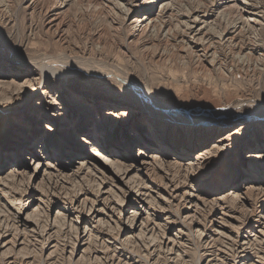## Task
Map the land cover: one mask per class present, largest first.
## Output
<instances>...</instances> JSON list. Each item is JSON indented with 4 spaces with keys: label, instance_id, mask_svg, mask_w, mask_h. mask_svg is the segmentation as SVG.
I'll use <instances>...</instances> for the list:
<instances>
[{
    "label": "bare ground",
    "instance_id": "1",
    "mask_svg": "<svg viewBox=\"0 0 264 264\" xmlns=\"http://www.w3.org/2000/svg\"><path fill=\"white\" fill-rule=\"evenodd\" d=\"M43 1L26 0L23 4L27 3L25 6H31L37 2H41L40 9L44 10V14L47 17L46 24L48 28H53V30L57 31L61 28L63 30L67 23L72 24L73 19L71 20L70 16H68L69 10L75 1L78 4H82L83 0H45L46 3H43ZM88 1H92L93 3L90 2V4L97 6L100 0ZM101 1L103 2V0ZM109 1L120 16L124 18L119 24H125L133 32L131 39V36L126 37L127 42L133 41V38L136 36L140 38L145 36L141 40L143 43L139 44L143 48L142 55L144 58H147V63L150 62L158 65L156 68L158 67L162 71L159 73L161 74L160 79L163 81L171 77L172 80L177 82L179 78L184 77L185 79L190 75L193 78H189L190 80H205L208 84H215L218 81L216 77L220 78V83L223 79L234 77L235 72H239L237 69L239 70L240 66L247 71L250 66L252 68H258L259 64L262 65L264 52L259 54L255 48L247 47L244 49L243 54L236 52L235 57L232 56L234 53L228 54L229 52L225 53L223 51L225 55L220 57L218 52L220 50L211 44L204 45V39V42L202 41V44H200L201 41H197L195 37L201 40L199 37L205 34V21L201 20L198 12L196 13L195 11L189 12L183 20V32L185 33L187 31L185 33L186 37L184 38V43L187 45L184 59L180 57L182 53L178 54V52H171L165 57L163 52L158 51L160 44L157 42L167 39L170 34L168 29L159 26L156 21L161 11L171 4V0ZM189 2H192V0H189ZM249 4L250 2L248 0H221L219 6L221 10L227 8L238 9L242 13V25L250 28L253 33V38H256L259 35V31L258 29H252L254 27L250 25L256 23L258 18L256 13L253 12V8L248 6ZM6 9H11L14 18V20H8V23L11 25L10 30H6L2 24L3 22L6 24V21L3 20L4 16L2 13ZM20 10L21 5H18L13 10L10 0H0V115L4 111L7 113V119H2L0 116V140L3 136H6V133L11 128H15V132H23L24 135L20 140L15 136L12 138V141L17 142L16 151H13V158L10 157L9 151L14 150L15 144L12 145L11 140L8 139L0 142V257L10 255L20 245L24 244L25 246V238L22 234L17 233L18 226H15V222H20L25 230L28 228L32 229V232H34L33 235L37 236L36 238L41 237L43 233L46 234L51 229H55L59 222L63 225V222L69 217L67 213L64 214L57 211L52 222L49 221L48 215L46 214L55 202H57L56 199L60 200L61 198L59 196L60 194L57 195L56 187L61 185V188H64V186L70 185L71 183L87 179L96 183V179L93 177L99 179L95 184V190L100 193L105 192V194L107 193L112 198L107 196L103 198V206H100L101 208L98 209L95 208L98 199H94L92 202L90 201L89 203L91 204L87 208L89 209L87 211L91 212L94 208L92 211L94 214H91L92 218H96V221L102 225L112 224V221H117L116 219L123 214L122 206L130 203L128 198L135 195V198L133 197L134 199L132 200L139 202L141 209L143 208L145 211L143 214L142 210L138 212L134 207H132L131 211H127L130 212L127 216V230L122 235L133 232V230H138L140 237H145L149 232V234L152 233L153 225L150 226L149 223L154 218L147 211L152 209L155 214L156 210L151 207L153 203H151L147 196L143 195L144 191L141 192L144 188L143 184L145 183L143 182L145 179L140 178V180L139 177H142L145 172L149 174V172H160L163 170L164 172H178L179 174L181 172L187 178L186 180L190 178L191 181V176L196 172H201L210 158L220 157L224 151L231 150L233 146L238 145L237 153L235 152V155L233 154L234 164L238 168L235 172L241 170L245 175L238 179L237 174H235L232 183L230 181L228 185L230 190L226 194L207 199L202 197L199 203H202L201 205L209 204L220 209L223 208V202L227 197L233 203L243 202L245 197L251 196L254 200L259 201L260 210L258 209L250 218L247 217L248 220L245 223L249 225L244 234L236 231L235 235L232 236L228 231L233 230V228L239 230L242 221L230 222L225 219L217 221L216 219L213 220L214 217L212 216L213 221H211V229L209 231H212L221 242L230 245L231 249L235 244L234 249H237L238 257L240 258L239 261H244L242 264H249L247 261L250 258L252 259V255L259 259L258 261L260 263L258 264H264V178L262 177L264 175V100H249L248 104H258L260 109L248 113H244L245 111L242 112L241 101L235 106L231 105L213 110L200 107H195L187 111L181 110L170 103L158 99L156 93L149 86L151 85L149 84V80H152L153 76L155 77L154 69L151 70L152 68H149V64L145 65L144 60H140V69L133 76L126 69L118 66V62L116 61L117 57L121 55L124 60L127 59L130 61L132 55L129 51L122 50L121 46L116 44L113 36L103 41V46L107 45V49L111 52V55L116 57L112 59L105 60L102 57L85 59L87 61L85 64L79 63L76 60V58H82V56L75 57L64 52L36 56L26 54L20 49L19 43L11 42L13 34L19 27L18 12ZM140 11H144V14L141 16L138 15ZM84 25L85 22L79 26ZM91 30H93V32L90 31L91 35L100 39L98 30ZM150 31L154 32V39L149 37ZM252 56L253 59L250 61L249 57L252 58ZM164 60L168 63L165 66L162 64ZM228 64L230 65L228 66ZM81 70L92 71L91 73H109L129 95H133L132 98L139 103L140 109L132 110L131 108L123 107L127 110L119 112L121 108L117 103L113 106L104 103V106L92 107L89 114H87L84 113V100H81L79 101L80 106L77 110L78 114H75L77 108L75 109L73 104L77 103L78 100L73 96L70 101L68 99L56 101L53 96L49 101H36L33 104L29 102L38 90L41 91V95H45L49 88L48 92L50 93V88H52L49 85L50 77L63 78L67 81L69 76ZM214 72H217L218 75L214 74ZM157 77L159 78L158 75ZM229 80L231 81V79ZM151 83L155 85L154 81H151ZM221 85L225 86L223 83ZM161 87L163 88V85ZM64 90L66 91L67 88L65 87ZM258 105L256 106L258 107ZM10 114H13V116L8 120ZM167 122H186L188 127L198 125L205 129L213 130L215 141L208 149L205 148L193 154L195 150L194 145L181 146L177 144L178 142L168 141L166 136L167 127L165 126ZM90 123H93V129H90ZM107 126L110 131H114L118 126H121L123 128L122 133L127 135L122 144H119L120 146L113 148V150L105 147L104 134L105 130L108 129ZM36 130H44V133L40 135V139L37 140L38 145H34V141H31L34 136L32 132ZM26 131L28 133L25 135L24 133ZM221 131H224V133L220 135ZM51 133L58 134L59 136L60 134L70 133L72 137L77 133L76 140L80 144L81 149L80 151H74V149L70 151L71 147L67 148L65 154L69 158H65L66 160L64 161L65 164H68L66 163L68 160L69 162L74 161L77 164L74 170H68L66 166L60 167L59 163L61 162V158L59 157L55 159L57 162H54V160L49 162L50 158L56 157L55 151L47 146L48 135ZM70 144L72 145V143ZM169 152H175L174 154L176 155L171 162L165 160ZM23 158H27L28 161H24ZM96 159H99L103 164L106 163L110 170L99 165ZM6 165H10L12 170L10 169L6 174L2 175L1 173L4 172L3 168ZM20 165H22V168H19ZM257 173H261V177ZM109 176L113 181L112 186L115 187L114 189L112 187L109 188L110 190L102 187L105 179ZM166 179L168 178L166 177ZM155 180L153 179V181ZM172 181L174 182V179ZM175 184L171 188L176 194H179L177 193L178 186H175ZM116 189L123 191L124 195L119 197L115 194ZM29 191L33 192V198L23 202L24 192ZM205 191L208 194L210 193L208 189ZM36 192H41L43 196L40 198L37 196L34 197ZM138 192L140 193V200L136 197ZM84 195V192H80V195L76 196V199L77 197L83 196L82 199L78 200V204L75 203L77 200L68 198L66 195V197H63L65 206L77 214L75 216L76 222L84 214L85 203L89 201ZM198 199H191L189 203L193 201L196 204L195 201ZM36 201L38 204L31 208ZM164 201L167 202L166 197L163 198ZM24 205H27L25 207L28 209L27 213L22 211ZM149 205L150 207H148ZM13 206H17L19 209L16 213L12 214L9 211ZM107 209L113 213V219L108 222L104 220V216H99L101 210ZM109 211L110 218L111 213ZM161 211L165 212L163 210ZM189 214H185L184 217H190ZM104 215L108 217L107 212ZM11 216L16 221L12 218L9 220ZM9 221H12V223L10 224ZM69 221L68 219V223L72 224ZM252 221L255 223V228L253 229L252 225H250ZM12 226L15 227V233L17 234L10 232L9 227ZM75 228L78 230V226ZM124 230L120 229L119 233ZM81 232L82 237L80 236L79 240H77L79 242L78 244H83L84 239L88 240L87 237L90 235V231L88 232L85 228ZM213 233L208 234L203 229L199 233V238L214 240V237L211 236ZM7 234L10 235V238H8ZM76 235L78 236V231ZM165 235L166 232L160 237V241H157L158 246L153 248V250H159L166 241V247H168L166 250L170 252L175 250L177 241ZM128 236L130 235H125L122 240L128 241ZM51 247L56 249L57 246L53 244ZM24 250L23 248L19 252L22 253ZM72 253H74V249H72ZM93 253L96 252L93 251ZM212 260L211 258L207 259L205 264H211L210 262ZM8 264H13V261H8Z\"/></svg>",
    "mask_w": 264,
    "mask_h": 264
},
{
    "label": "rangeland",
    "instance_id": "2",
    "mask_svg": "<svg viewBox=\"0 0 264 264\" xmlns=\"http://www.w3.org/2000/svg\"><path fill=\"white\" fill-rule=\"evenodd\" d=\"M10 2H12L13 10L18 5H21V10L18 12L19 27L13 34L11 42L16 44L19 43L20 49L26 54L36 56L64 52L65 54L71 56L74 55L75 57L82 56V58H76V60L79 63L85 64L87 63L85 59H97L98 57H102L105 60L112 59L116 57L111 55V52L107 49V45L103 46V41L105 39H110L111 36H113L116 44L121 46L122 50L129 51L132 55L130 61L127 59L124 60L121 55L117 57L116 61L118 62V66L126 69L133 76L136 75L137 71L140 69V60H144L145 62H143L145 65L149 64V68H152L151 70L154 69L155 77L153 76L154 78L152 77V80H149V84H151L149 86L156 93L158 99L170 103L181 110L187 111L195 107L213 110L231 105L235 106L241 101L242 112L245 111L244 113H248L260 109L258 104H253L254 106L248 104L249 100H264V59H262V65L259 64L258 68H252L250 66L251 70L248 68L247 71H245L240 66L239 70L237 69L239 72H235L236 75L234 74V77L229 78L231 81L229 79L222 80L221 83L225 86L221 85L219 77H216L218 81L217 83L215 82V84H208L205 80H190L192 78L190 75L185 79L184 77L181 79L179 78L177 82L172 80L171 77L168 80L163 81L160 79L161 74L159 73L162 71H160L158 67V69L156 68L158 65H154L150 62L147 63V58H144L142 55L143 48L139 44L143 43L141 40L142 38H145V36L141 38L136 36L133 38V41L127 42L126 37L131 36V39L133 32L130 31L125 24H119L124 18H122L115 8H113L109 0H103V2L100 0L98 2L99 5L97 4V6L90 4V2H93H89L88 0H83L82 4H78L75 1L68 14L71 20L73 19L72 24L70 25V23H67L63 30L61 28L57 31L53 30V28H48L46 24L47 17L44 14V10L40 9L41 2H37L35 5L31 6H25L27 3L23 4L26 0H10ZM220 2L221 0H192V2H189V0H171V4L161 11L156 21L159 26L168 29L170 34L167 39L160 42L156 41L160 44V49H158V51L163 52L165 57L171 52H178V54L182 53L180 54V57H184L187 48V45L184 43V38L186 37L185 33H187V31L185 33L183 32V20L187 17L189 12L195 11L196 13L198 12L201 20L205 21L204 30L206 31H204L205 34H203L202 37H199L201 40H199L198 37L195 38H197V41H201L200 44L205 40V43H203L204 45L207 46V44H211L213 47L220 50H217L220 57H223L225 53L228 52V54L234 53L232 56L235 57L236 52L243 54L245 51L244 49L247 47L255 48L259 54L263 53L264 0H248V2H250L248 6L253 8V12L256 13L258 18L256 23L250 25L254 27L252 29H258L259 31V35L256 36V38H253V33L250 28L242 25V13L235 8L221 10V7L219 6ZM43 3H46L45 0ZM88 4H90L89 7H87ZM143 12L144 11H140L138 15H143ZM2 13L4 16L3 20L6 21V24H4V22L2 24L5 26L6 30H10L11 25L8 23V20H14L11 9H6V11L4 10ZM83 22H85V25L79 26ZM233 26L236 27L233 28ZM91 29L98 30L97 32L100 34V39L91 35L90 31L93 32ZM154 36V32L150 31L149 37L154 39ZM253 56L252 58L249 57L250 61L253 59ZM137 61L138 63H136ZM162 64L165 66L168 63L164 60ZM162 64L161 66H163ZM229 65L230 64H228V66ZM91 72L92 71L81 70L80 72L69 76L67 81L63 78L50 77L49 85L52 87L50 88V93L48 92L49 88L45 95H41V91L38 90L29 102L33 104L36 101H49L53 96L56 101H64L65 99L70 101L73 96L78 100L77 103L73 104V107L75 109L77 108L75 114H78L77 110L79 109V101L81 100H84V113L87 114H89L92 107L104 106V103H107L110 106L117 103L121 108L119 109V112L127 110L123 107H128L132 110L140 109L139 103L132 98L133 95H129L117 80L109 75V73ZM214 74L218 75L217 72H214ZM151 81H154L156 86L153 85ZM162 85L163 88L161 87ZM65 87L67 88L66 91L64 90ZM256 105H258V107ZM0 116L2 119H7V113L5 111L1 112ZM12 116L13 114H10L8 120L11 119ZM187 125L186 122H167L165 126L167 127L166 136L168 141L175 143L178 142L177 144L181 146H188L190 144L192 146L194 145L195 150L193 151V154L205 148L208 149V147L214 143L215 138L213 130L205 129L198 125L191 127H188ZM93 128V123H90V129ZM14 129L15 128H11L10 131L8 130L6 136H3L0 140L1 142L8 139L11 140L10 142L12 145L15 144L14 150L9 151L11 158H13V151H16L17 147V142L12 141L13 136L18 137L19 140L24 137L23 132H15ZM108 129L105 130L104 128L105 147L113 150V148L119 147L122 144L127 135L122 133L123 128L121 126H118L114 131ZM27 133L28 132L26 131L24 134L26 135ZM32 133L34 136L31 141H34V145H38L37 140L40 139V135L44 133V130H36ZM223 133L224 131H221L220 135ZM76 136L77 133L73 137L70 133L60 134V136L53 133L49 134L47 146L52 148L56 155V157L50 158L49 162H52L53 160L54 162H57L55 159L59 157L61 158V162L59 163L60 167L66 166L68 167V170H74L77 166L74 161L69 162L68 160V162H66L68 164H65L64 161L69 158L65 154L67 148L71 147L70 151L72 149H74V151H80L81 149L80 144L76 140ZM70 143H72V145ZM18 150L20 151V149ZM237 151L238 145H235L231 150L224 151L220 157L210 158L201 172H196L191 176V181L190 178L186 180L187 178H185V175L183 176V173L181 172L179 174L178 172H164L163 170L160 172H149V174H147L148 172H145L142 177H139V179H145L143 182L145 183L143 184L144 188H141V192L144 191L143 195L147 196L151 203H153V206L151 205V207L156 210L155 214L152 209L147 211V213L154 216V218L152 219V222L149 223L150 226L153 225L152 233L149 234V232L145 237H140L138 230H133V232H128L122 235L127 230V216L130 213L127 211H131L132 207L137 209L138 212L142 210L143 214L145 211L143 208L141 209L139 202L132 200L135 198V195L128 198L130 203H126L122 206L123 214L116 219L117 221H112V224L109 225H102L96 221V218H92L91 214H94V212H92L94 208L91 212L87 211L89 210L87 208H89L91 204L89 203L90 201L92 202L94 199H98L95 206V208L98 209L103 206V198L106 196L112 198L110 195H107V193L105 194V192L100 193L95 190V184L99 181L97 177H93L96 179V183L87 179L71 183L70 185L64 186V188H61V185L57 186L55 190L57 195L60 194L59 196L61 198L60 200L56 199L57 202H55L46 214L48 215L49 221L52 222L57 211L64 214L67 213L69 217L63 222L64 224L62 225V223L59 222V224H61H58L55 229L47 231L48 235L46 232V234L43 233L41 237L36 238L37 236L33 235L34 232H32V229L28 228L25 230L20 222H15V226H18L17 233L22 234L25 238L26 247L24 244L20 245L19 247H16L10 255L8 254L5 257H0V264H8V261H13V264H205L206 260L210 258L213 259L210 262L211 264H242L244 261H239L240 258L238 257L237 249H234L235 244L233 243L234 246L232 250L230 245L221 242L212 231H209L211 229V221L215 219L217 221L225 219L230 222L242 221L244 223L241 222V228L239 230L233 228V230L228 231L232 236L235 235L236 231L244 234L249 225L248 223H245L248 220L247 217L250 218L251 215L258 211L260 208V202L254 200L251 196L247 198L245 197L243 202L233 203L229 197H227L223 202V208L220 209L216 206H211L209 204L201 205L202 203H199V200H201L202 197L207 199L226 194L230 190L228 185L230 181L232 183L234 175L237 174L238 179L245 175L241 170L235 172L238 168L234 164L233 154L235 155V152L237 153ZM174 153L169 152L165 157V160L171 162L173 157L176 156ZM23 160L28 161L27 158H23ZM73 160H75V158H73ZM96 160L99 165L110 170L106 163L103 164L99 159ZM19 168H22V165H20ZM3 169L4 172L1 173L2 175L6 174L11 167L10 165H6ZM108 173L105 174L109 175ZM172 175L175 178H173ZM257 175H260L261 177V173H257ZM166 177L168 179H166ZM170 177L174 179V182ZM262 177L264 178V175ZM153 179L156 180L153 181ZM168 183H170L171 186ZM174 184L175 186H178L177 193L179 194H176L171 188ZM112 185L113 181L109 176L105 179L102 187L107 189L112 187L114 189L115 187ZM206 189L210 191L209 194L206 193ZM153 190H156V192ZM80 192H84V196H86L89 201L88 203H85L86 212L84 211V214L76 222L75 216H77V214L74 213L75 211H71L69 207L65 206L63 197L67 196L68 198L77 200L75 203L78 204V200L83 198L82 196L77 197L76 199V196H79ZM147 192H149L148 195ZM32 193L33 192L31 191L24 192L23 202L32 199ZM115 194L120 197L121 195H124V192L116 189ZM163 195L166 197L167 202H163ZM35 196L40 198L43 194H41V192H36L34 197ZM136 197H138V200L141 199L139 192L136 194ZM191 199L198 200L195 201L196 204H194L193 201V203H189ZM37 204V201L34 202L31 208ZM26 206L27 205H24L22 209L25 213L28 211V209L25 208ZM148 207H150V205ZM18 209L17 206H13L9 212L13 214L16 213ZM161 210L165 212H162ZM108 211L109 210L107 209L99 212V216H104V220L107 222L113 219V213L109 211L111 213L109 218ZM106 212L108 217L104 215ZM187 213H190V217H184ZM211 216L214 217L213 220ZM10 218L15 219L12 216L9 217V220H11ZM68 219L72 224L68 223ZM9 223L11 224L12 221H9ZM250 225H252V229L255 228V223L253 221ZM77 226L78 230L75 228ZM9 228L10 232L17 234L15 233V227L12 226ZM83 228L88 232L90 231L91 233L89 232V234L91 236L89 235V237H87L88 240L84 239L83 244H78L79 242L77 240H79L80 236L82 237L81 231ZM120 229L125 230L119 233ZM203 229L205 232H208V234L213 233L211 236L214 237V240H204L199 238V233ZM77 231L78 236L76 235ZM164 232H166V237H170V239L177 241L176 248L172 252L166 250V248H168L166 247L167 241L159 250H153V248L158 246L157 241H160V237L163 236ZM7 235L8 238H10V235ZM125 235H130L128 236V241L122 240ZM53 244L57 246L56 249L51 247ZM23 248L26 251H21L22 254L19 251ZM72 249H74V253L71 254ZM93 251L96 253H93ZM258 260L257 257L252 255V259H248L247 263L258 264L260 263Z\"/></svg>",
    "mask_w": 264,
    "mask_h": 264
}]
</instances>
